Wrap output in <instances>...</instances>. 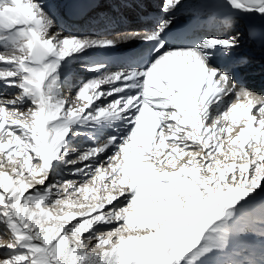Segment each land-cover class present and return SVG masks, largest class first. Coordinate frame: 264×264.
<instances>
[{
  "label": "snow or ice",
  "instance_id": "obj_1",
  "mask_svg": "<svg viewBox=\"0 0 264 264\" xmlns=\"http://www.w3.org/2000/svg\"><path fill=\"white\" fill-rule=\"evenodd\" d=\"M254 52L264 0H0V264H264Z\"/></svg>",
  "mask_w": 264,
  "mask_h": 264
},
{
  "label": "bare ground",
  "instance_id": "obj_2",
  "mask_svg": "<svg viewBox=\"0 0 264 264\" xmlns=\"http://www.w3.org/2000/svg\"><path fill=\"white\" fill-rule=\"evenodd\" d=\"M151 12L156 11L155 6L153 5L151 8L148 9ZM130 20H135L138 23H132L130 22ZM128 21V27H132V28H140L142 26L141 22L137 19L136 16H132L131 19ZM134 46H136L135 43H131L129 45H125L123 46L126 49H132ZM77 68V72L80 71L79 70V66H76ZM255 72H246L244 73V77H245V83L247 84V86L252 89L253 91L257 92V93H261L264 94V86H260L258 85V83H256L253 80H249V76H251L252 74H254ZM79 75H82V73H80ZM85 143H87L86 138H78L75 141H73V146L74 147H80L82 145H84Z\"/></svg>",
  "mask_w": 264,
  "mask_h": 264
},
{
  "label": "rangeland",
  "instance_id": "obj_3",
  "mask_svg": "<svg viewBox=\"0 0 264 264\" xmlns=\"http://www.w3.org/2000/svg\"><path fill=\"white\" fill-rule=\"evenodd\" d=\"M130 22H132V23H138V22H136L135 20H132V21L130 20ZM80 73H81V72L78 71V72H77V75L79 76Z\"/></svg>",
  "mask_w": 264,
  "mask_h": 264
}]
</instances>
